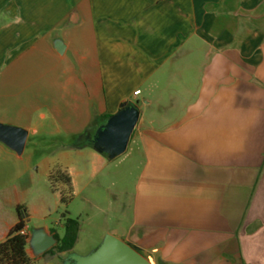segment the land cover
<instances>
[{"label":"crops","instance_id":"1","mask_svg":"<svg viewBox=\"0 0 264 264\" xmlns=\"http://www.w3.org/2000/svg\"><path fill=\"white\" fill-rule=\"evenodd\" d=\"M123 103L140 175L86 256L112 235L150 264H264V0H0V125L27 133L0 141V238L22 220L30 239L29 145L56 140L47 182L55 158L73 192L79 154L111 161L89 135Z\"/></svg>","mask_w":264,"mask_h":264},{"label":"rangeland","instance_id":"2","mask_svg":"<svg viewBox=\"0 0 264 264\" xmlns=\"http://www.w3.org/2000/svg\"><path fill=\"white\" fill-rule=\"evenodd\" d=\"M39 142L41 143L35 150H31L29 145L22 156L27 159L30 156L32 175L28 181L26 179L28 191L22 195V208L28 216L26 227L30 234L35 229L46 228L62 237L64 218L78 219L80 228L74 253L86 256L100 244L98 242L106 226H119L116 217L122 213L119 211L134 191L140 175V165L136 158L125 156L124 153L111 161L106 160L103 168L98 173H93L88 151L84 150L78 155V161L74 165L75 185L72 192L56 179V172L60 171L62 163L55 158L51 160L55 179L47 182L44 159L54 156L50 152L54 150L56 140ZM127 216L128 213L124 212V218ZM29 250L31 252L30 248ZM37 257L36 264H63L65 261V256L60 258L57 251L55 254L43 253Z\"/></svg>","mask_w":264,"mask_h":264},{"label":"water","instance_id":"3","mask_svg":"<svg viewBox=\"0 0 264 264\" xmlns=\"http://www.w3.org/2000/svg\"><path fill=\"white\" fill-rule=\"evenodd\" d=\"M57 51L63 48L60 41L55 43ZM140 110L135 104L123 103L120 109L109 116L89 135V143L101 155L113 160L122 155L129 144L131 135L139 121ZM25 130L0 125V141L17 153H21L26 140ZM57 243L52 233L43 228L35 229L30 235L29 246L34 255H41ZM65 264H150L137 248L121 239L107 235L102 244L88 256L71 255Z\"/></svg>","mask_w":264,"mask_h":264},{"label":"trees","instance_id":"4","mask_svg":"<svg viewBox=\"0 0 264 264\" xmlns=\"http://www.w3.org/2000/svg\"><path fill=\"white\" fill-rule=\"evenodd\" d=\"M96 166L93 171H96ZM59 178L61 181L70 184L71 188L73 187L72 180L67 175H61ZM17 210L19 211L20 209L18 208ZM23 228L24 222L20 220L4 237L0 238V264H36V259L30 257L27 253L29 235L20 233ZM79 228L78 219L65 217L64 235L59 237L56 232H52L57 243L44 254H55V251L59 253L71 251L77 242Z\"/></svg>","mask_w":264,"mask_h":264},{"label":"built area","instance_id":"5","mask_svg":"<svg viewBox=\"0 0 264 264\" xmlns=\"http://www.w3.org/2000/svg\"><path fill=\"white\" fill-rule=\"evenodd\" d=\"M140 93V91L139 90H137V91H135V95H137V94H139ZM20 233L21 234H27V232L25 231V229L23 228L21 231H20Z\"/></svg>","mask_w":264,"mask_h":264}]
</instances>
